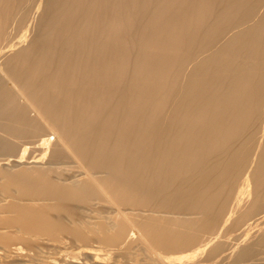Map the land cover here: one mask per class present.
<instances>
[{"label": "bare ground", "instance_id": "bare-ground-1", "mask_svg": "<svg viewBox=\"0 0 264 264\" xmlns=\"http://www.w3.org/2000/svg\"><path fill=\"white\" fill-rule=\"evenodd\" d=\"M0 264H264V0H0Z\"/></svg>", "mask_w": 264, "mask_h": 264}]
</instances>
